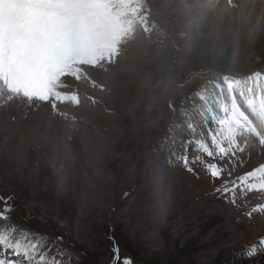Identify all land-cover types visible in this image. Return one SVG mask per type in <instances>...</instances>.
<instances>
[{
	"label": "rangeland",
	"instance_id": "obj_1",
	"mask_svg": "<svg viewBox=\"0 0 264 264\" xmlns=\"http://www.w3.org/2000/svg\"><path fill=\"white\" fill-rule=\"evenodd\" d=\"M158 1L0 0V193L18 207L0 202V264H112L105 226L137 264L192 243L207 264L264 238L262 69L227 71L233 115L213 141L168 166L151 154L176 137L168 66H150ZM179 17L205 42L233 38V61L264 47V0H182Z\"/></svg>",
	"mask_w": 264,
	"mask_h": 264
},
{
	"label": "trees",
	"instance_id": "obj_2",
	"mask_svg": "<svg viewBox=\"0 0 264 264\" xmlns=\"http://www.w3.org/2000/svg\"><path fill=\"white\" fill-rule=\"evenodd\" d=\"M154 0H142L149 6ZM158 1V0H157ZM182 0H162L153 6L155 12V32L153 33L151 68L155 71L163 64L166 69V80L169 86L164 93L168 111L166 124L176 126L173 139H163L153 147L151 154H165L163 160H184L190 150H195L201 143L210 141L219 127L227 119L219 113L220 108L230 104V80L226 78L227 71L232 79L244 80L253 69L264 71V47L240 45L236 60H232L234 52L233 38L227 42L203 41L189 35L182 28L179 17ZM197 0H183L195 4ZM170 31L173 36H167ZM257 62V63H256ZM169 67L171 69H169ZM174 90L179 100H170V92ZM190 97V99H188ZM188 99L187 101H185ZM211 111L212 113L208 112ZM206 113L213 114L210 118ZM171 116V117H169ZM181 120H184L181 122ZM181 138V139H180ZM197 140V141H196ZM201 141V143H200ZM162 160V161H163ZM170 160V161H171ZM17 189V188H16ZM19 190V189H17ZM27 201L31 200L29 193L21 195ZM0 193V202L7 199L10 206L16 210L17 204L13 195ZM106 235L108 228H103ZM122 240L120 230L116 240ZM120 244V241H118ZM112 247V244H111ZM120 249L121 246H120ZM197 247L195 243L187 245L178 253L169 255V259H146L143 264H198L194 258ZM244 250L220 254L207 264H228L236 259V255ZM136 258V257H135ZM137 264L138 259L132 258ZM141 263V261H138ZM246 264V262H245ZM254 264V261L252 262Z\"/></svg>",
	"mask_w": 264,
	"mask_h": 264
},
{
	"label": "snow or ice",
	"instance_id": "obj_3",
	"mask_svg": "<svg viewBox=\"0 0 264 264\" xmlns=\"http://www.w3.org/2000/svg\"><path fill=\"white\" fill-rule=\"evenodd\" d=\"M115 230L111 227L108 229V239L112 247L109 249L112 253V264H133L130 257H124L120 254V244L116 240ZM264 256V238L260 239L257 244L246 247L245 250L236 255V259L231 260L228 264H252L257 258Z\"/></svg>",
	"mask_w": 264,
	"mask_h": 264
},
{
	"label": "bare ground",
	"instance_id": "obj_4",
	"mask_svg": "<svg viewBox=\"0 0 264 264\" xmlns=\"http://www.w3.org/2000/svg\"><path fill=\"white\" fill-rule=\"evenodd\" d=\"M260 117V119L261 120H264V110L261 112V113H259V115H258V118ZM259 119V120H260ZM263 126H264V124H263ZM260 130V129H259Z\"/></svg>",
	"mask_w": 264,
	"mask_h": 264
}]
</instances>
